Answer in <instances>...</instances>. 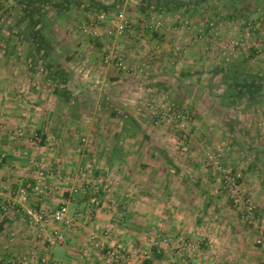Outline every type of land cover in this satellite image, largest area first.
<instances>
[{
  "label": "crops",
  "instance_id": "crops-1",
  "mask_svg": "<svg viewBox=\"0 0 264 264\" xmlns=\"http://www.w3.org/2000/svg\"><path fill=\"white\" fill-rule=\"evenodd\" d=\"M14 1L4 0L0 5V14L7 16L6 23L11 21L7 27L16 30V36L11 39L10 56L0 50V187L9 181L18 184L33 179L41 172L50 190L40 197L39 205L49 209L65 199L71 187L81 188L68 203L67 222L70 224L63 229L65 235L73 232L77 223L72 222L73 207L78 211L77 216L90 219L89 241L91 236L97 240L82 245L83 264H130L124 259L110 261L106 257L105 252L114 243L121 245L124 251L139 252V255L147 253L145 264H213L217 261L222 264H264V258H256V247L240 238L243 231L237 226L232 228L227 220L230 216L237 223L241 222V212H221L220 201L227 194L225 196L226 192H222L221 179L215 178V170L206 167L203 158L210 141L217 140H224L220 144L223 157L246 156L248 150L239 142L241 130L249 131V121L245 119L253 117L259 127L264 122L262 117L258 118L262 113L264 116V0H228L233 10L228 24L218 20L220 9L215 5L212 6L215 13L205 19L208 0L185 3L187 5L181 7L185 12L177 19L171 18L175 15L173 9L162 7L142 12L133 8L136 19L129 16L132 28L121 35L114 33L110 38L105 33L106 26L99 24L107 21V28L111 27L115 11L92 12L86 5L82 12L70 6L63 14L48 6H53L49 1L47 8L53 11L45 17L53 21V24L49 23L54 29L47 32L43 25L46 23H43L38 31L45 49L36 44L38 38L31 36L29 24H26L30 23L28 19L8 15L6 9L13 6ZM101 1L108 3L109 0ZM245 2L251 5L247 17L253 13L256 18L251 22L258 51L251 49L249 54L226 47L229 37L238 36L232 29L238 19L236 12ZM44 4L39 5L37 0L33 2L36 9L44 8ZM252 5L261 10L259 14L254 12ZM70 12L84 21L95 16L94 21L85 22L86 34L75 29L77 32L71 35L64 27H56L61 16ZM102 13L105 19L96 20ZM146 15L151 17L149 23L157 24L156 29L140 26L138 18ZM182 16L187 18L181 19ZM79 22L64 23L70 28ZM91 22L97 23L90 27ZM137 38L139 42L135 40ZM106 39L110 42H105ZM106 51L133 56L134 67L147 62L153 82L146 89L170 92L165 94L176 96V103L190 115L184 131V144L189 148L182 160L176 156L177 152L174 154L176 149L168 145L165 149L153 151L141 143V138L144 142L148 140L147 144L154 140L164 143V139L167 143L170 136H174L167 130L173 125H163L159 133H149L148 138L139 131L130 133L131 137L120 132L122 119L110 114V110L117 106L109 97L112 88L120 89L124 80L111 63L103 62L102 55ZM77 60L81 61L79 64H83V68L73 66ZM161 61L167 62L168 66L160 68L163 66ZM209 61L212 68H207ZM48 75L50 78L43 80L46 78L42 76ZM217 77L220 78L216 80ZM78 79L82 82L78 83ZM87 79L99 84L86 83ZM93 93H98L96 100ZM87 106H94L92 115L86 113ZM49 114L53 120H49ZM94 115L107 116L106 120L112 121L110 125L114 130H86L85 123L92 121ZM132 120L139 125L137 118ZM78 122L84 127L82 134H87L81 139H98L99 146H88L87 142L83 146L69 144L75 132L81 130ZM36 125L42 133V140L36 148L30 149L26 135ZM50 125L56 129H49ZM182 134L179 131L175 136L182 139ZM54 139L56 146L48 147L47 144ZM125 140L132 141L133 145L129 146ZM174 145L178 148L177 144ZM253 147L256 144L252 150ZM255 154V150L248 153L250 159L245 168L249 172L255 169L252 156ZM101 171L112 176V197L116 200V207L111 209L102 204L85 210L84 206L90 205V192L86 190L88 180L93 173ZM241 184L251 194L250 186L264 187L263 181L256 177L251 183L243 178ZM3 195L0 190V198ZM98 195L101 200L106 199L104 193L98 192ZM226 201L231 203L228 198ZM260 207L257 221L261 226L264 224V199ZM22 219L21 214L2 215L0 212V236L12 234L10 226L15 229L14 234L29 235L30 230L18 224L23 222ZM164 237L167 239L165 244L161 241ZM67 241L68 238L63 242L64 255L57 259L63 264H69L68 261L75 257L73 246ZM181 242L187 243L182 246ZM12 244L0 243V253L25 246L19 242H14L15 246ZM2 255L0 264H7L8 260H3Z\"/></svg>",
  "mask_w": 264,
  "mask_h": 264
},
{
  "label": "rangeland",
  "instance_id": "rangeland-1",
  "mask_svg": "<svg viewBox=\"0 0 264 264\" xmlns=\"http://www.w3.org/2000/svg\"><path fill=\"white\" fill-rule=\"evenodd\" d=\"M214 1H216V2H214ZM214 1L208 0L206 11H204L205 19H209V17L215 13L214 8L212 7L215 5L217 8L220 9V18H221V19L220 18L219 19L216 18V19H218L219 21H222L223 22L222 24H228L231 20L229 18V16H230V14L233 13L232 8L229 6L228 0H214ZM125 2H127V0ZM252 2L253 1H251V3ZM249 4H250L249 2H245L244 5L242 7H240L239 12H236L238 19H237V21H234V24H235L234 27L235 28L232 29V31L237 33L238 36L243 34V32L246 29H248L251 32L252 36H254L253 35L254 30L252 27L251 20H255L256 18L253 17V16H255V15H253V13L247 17V14L251 13V7H250L251 5H249ZM248 7H250V8H248ZM252 7H253V9H255L254 12H258V14H259V12L261 10L256 9L255 6H253V5H252ZM45 8H46V12L48 13V15L49 14L51 15L52 13L51 12L49 13V11H53V9L47 8V6H45ZM165 9L169 10V7L165 8ZM120 10L123 11L126 14V16H128V19H131V17H129L131 15H132V18L134 17V19H136V16L133 13V9H126L125 7H122V8H120ZM184 12H185V10L182 8L174 9V10H172V13L175 15L171 18L177 19L178 17H181L182 13H184ZM127 14H130V15H127ZM94 18H95V16H93L91 18L89 17V18H86V20L84 21L78 15L70 12V13H67L66 15L61 16L60 24L59 23L56 24V27L57 28L59 27V29L64 27V29L66 31H68V33L71 35H73L77 32V31H75V29H77V30L79 29L82 32L81 34H86V32L84 30V27H85L84 24H85V22L92 21ZM186 18L187 17L182 16L181 19H186ZM134 19H132V20H134ZM138 19H139V21H141L142 19H147V21H148L151 19V17H149V15H146V17L142 16L141 18H138ZM210 19H212V18H210ZM49 20L50 19L45 17V22H47V24H48L45 26L47 32H50L51 28H53V25H50V23L53 24V21H51V20L49 21ZM66 21H68V22L71 21L74 24L81 21L83 24H81L79 22L77 26L74 25L73 27L69 28V27H65V26H67L66 23H64ZM158 21H159V19H158ZM106 24H108L107 21H105V23L99 24V25H103L104 28L106 26L105 33L108 34L109 35L108 38H110V37H112V34L114 35L115 32H112V29H113V28H111L112 26L111 27L109 26L107 28ZM140 26H142V25H140ZM142 27H144V26H142ZM48 28H50V29H48ZM48 30H50V31H48ZM107 30H109L110 33H107ZM92 32H93V34H95L96 30L94 29ZM235 33H233V34H235ZM53 34H54V32H53ZM115 35H121V34H115ZM232 37H235V36H232ZM232 37H229L228 40ZM135 40L137 42H139L138 38ZM108 41H109L108 39L105 40V42H108ZM44 47H46V46H44ZM226 47L229 48V46H226ZM208 50H210V48H208ZM240 50L243 51L242 52L243 54H245L243 49H241V48L238 49V51H240ZM250 51H251L250 49L247 50V53L249 54ZM118 55L123 57V59L125 60L127 66H128V69L125 71H120V70H117L114 66H112L113 68H115L119 72V75L122 76V78L124 80V84L120 87V89L112 88V91H110L111 96L109 97V100L111 102H113L112 104H115L117 106L116 108L127 113L131 118H133V117L137 118L139 121V125H138L139 130L138 131L140 133H143L148 138L149 133H152V132L153 133L154 132L159 133V131H161L160 129H162V126H160V127L153 126L152 119H153L154 114H153L152 107H150L151 101H160L161 99H163V100L165 99V100H172V101L176 102L177 97L172 96L171 94H170L171 96H169L168 94L167 95L165 94V93H170V92H164V91H159V92L153 91V92H151L150 90H147L146 88L148 87L150 82H153L152 81L153 80L152 75L149 73L150 69H147V68H149V66L146 65L147 62H145V64L140 65L139 67H134L135 59L133 56L132 57L128 56L127 53L126 54L125 53L124 54H118ZM79 62H81V61L77 60V63H74L73 66H77V67L81 66L83 68V64H79ZM160 63H161V65H163V66L159 65V67L161 66L160 68H164V66H166V67L168 66L167 62H165V61H161ZM212 63L214 64V61H212ZM208 67H211L210 61L207 65V68ZM42 77L46 78L43 80H47L48 78H50L49 75L48 76H42ZM218 78H220V77H217L216 80H218ZM68 80L73 81L74 78H68ZM87 80H85L86 83L93 84V85L99 84V83L96 84L95 81H90V80L87 81ZM155 80H156V78H155ZM160 80H164V79L161 78ZM77 82L80 83V82H82V80L78 79ZM142 86H146V87L142 88ZM18 92L20 93L21 91H18ZM92 95H93L92 96L93 99L96 100V98L98 97V93H93ZM165 95L167 97H164ZM178 107H180V106L178 105ZM101 109H103V107ZM85 110H86L87 114L92 115L94 112V106H87V108H85ZM50 116H51V114H49V120H53L50 118ZM188 116H190V115H188ZM261 117L264 120L263 113L258 118H261ZM106 118H107V116H105V115H102V116L94 115L92 121L89 120L87 123H85L86 124V130L93 131L94 128L95 129L100 128V129H102L101 132H105L106 130L109 131V129H111V132H112V130H114V127H112L110 125L112 123V121L108 120V119L106 120ZM245 121H249V129L248 130L250 132L249 131L243 132V130H241V132H242L241 136L242 137L239 136V142L241 144H243L245 150H248L247 151L248 153L250 151L255 150L256 154L252 155V156H254L253 161L256 162L255 169L253 171L249 172V170H246V168H245L246 162L249 161V159H250V155H248L247 152H246L247 153L246 156H244V154L243 155L239 154V155H232L231 157L229 155L223 157L222 154H220V162L225 168H231V170L234 173L239 175L238 187L240 188V194H241V196L246 197V195H247V196L251 197L252 202L254 204L256 221H255V223L254 222L248 223L241 218L242 221L241 222L239 221L237 223V221L232 219L229 215H228L229 217L227 220H228V222H230V224H232L231 225L232 228H235V226H237L240 230L243 231V235L240 238H242V239L245 238L243 241L247 240L250 246L256 247V249L254 251V252H256L255 253L256 258L258 260H262V258H264V251L262 248V246H264V232H263L264 224L263 225L261 224V226H263V228H261L260 222L257 221V217H258V213H259L260 208H261L260 204L262 203V201L264 199V197H262V194L264 195V187L261 189V187L258 188V186H256V187L250 186V189L252 191V194H251V193H248L246 191L245 187L242 186L243 184H241V183H242L243 178H244L245 182L251 183V181H253L255 177H256V179H260V181H263V183H264V131L261 129V128H263L261 125H260V127L257 125V121H256V123H255V121H253V117L250 118V116H249L247 120L245 119ZM51 125H53V124H51ZM51 125L48 126L49 129H52V130H53V128L56 129L55 126H51ZM78 125H80L82 131L79 129L77 132H75V136H74L73 140H71V143H69V144L73 143V144H75V146H78V145L83 146V144L87 142L88 146H90L91 144H92V146H99L100 145L98 139H95L94 141L90 140V139H88V141H86V139H85V141H84L83 139H81L83 136H86L87 134L86 133L82 134V132H84L83 124L78 122ZM165 126H168V125H165ZM244 127H245V123H244ZM167 130L170 131L171 133H174V136H172V137L170 136L171 139L170 140L168 139L167 143H166L165 139H164V143L161 140L159 141L157 139L158 142L154 140L152 142L150 141L151 144H147L148 140H146L144 142V138H141V143H143L142 144L143 146L146 145L145 147L153 148V151H159L160 149H165V145H168V147L176 149V151H174L175 152L174 154H176V152H177L178 155L176 154V156L178 157V159L182 160L184 158L183 157L184 153L188 151L189 147H187L186 144H184V137L182 139H180L181 136L176 138L175 135H177L179 133V131H180L179 129L172 126L171 128H169ZM184 131H185V129H184ZM184 131H180V132H184ZM47 132L49 135H53L52 132H49V131H47ZM175 132H176V134H175ZM28 133L29 134L26 135V137L28 138V141H27L28 145L27 146L30 149H34L38 146L40 140H42V133H40L38 131L37 125L34 126V129H29ZM124 133L126 135H128V137H131V135H130L131 132H124ZM249 134H253V135L249 136ZM172 138H174V142L172 141L173 140ZM221 141H224V140L210 141V144L208 145V147L205 148L203 158H204V163H205L206 167L210 168L209 165L206 163L207 162V160H206L207 153L212 152V151H218L221 153V149H222V148L220 149V147L222 145ZM55 142H56V139L50 141V143L47 144V146L48 147L56 146ZM93 142H94V144H93ZM125 142L128 143L129 146L133 145V142L130 140H128V141L125 140ZM174 144H177L178 148H176ZM255 144H256L257 148L253 147V150H252V146H254ZM181 146H186V149L181 150V148H180ZM244 148L241 146V150L244 151ZM224 158H225V160H224ZM104 172L107 175H109L106 171H104ZM49 173H52V172H49ZM215 178L216 179L220 178V176L217 172L215 174ZM246 178H248V180ZM3 184L1 185L0 190H1V192L4 193L5 189L3 188ZM223 191L226 192L225 190L222 189V192ZM224 194L226 196L227 192ZM227 196H226V198H228ZM226 198H223L220 201L219 206H221L220 209H221L222 213L230 214L233 212H237V213L241 212L242 209L238 208L237 206H234L232 204V201H230L231 203L226 201ZM228 199H230V198H228ZM93 206H94V204L85 205L84 209L85 210H92ZM77 213H78V211H76V208L73 207L72 208V217L74 218V220L72 222L76 221L77 223L74 225L73 232L68 233L67 235L64 234V232L66 230H64L63 228H66L70 224V222H67L68 220L66 222H61V223H56L54 221L49 220L41 228V227H36V226L32 225L31 223H29L28 219L21 214V216L23 217V219H22L23 222L21 224L20 223H18V224L19 225H25L27 227V229L30 230V234L26 235V236H20L19 234L18 235L14 234L15 229H12L13 227L11 228V226H10L9 230L12 231V234L6 233L4 235H1L0 236V243L5 244V241H6L7 244L13 243L12 246H15L14 242H19L20 244H24L25 246L22 245V248L18 247V248H14L12 250L10 249V252H1L0 255L3 254L2 259L4 260L6 258L7 260H10V258H12L13 260H16L20 257V255L27 254L31 250L36 251L37 247L39 248L42 245H44V246L47 245L48 244L46 241L47 236L52 234V230L54 228H58L64 234L63 240L60 243H55L51 248H47V251H45L46 257L48 256L47 254H49V256H50L49 258L60 259L62 257V255H64L63 242L65 240H67V238H68L67 242L72 244L71 245V246H73V248H72L73 253L72 254L75 256L74 259L72 261H68V263L69 264H83L82 263L83 258L81 256L82 252H80L82 245L83 246L89 245V242H91V244H92L93 242H95L97 240V238H96V240H95V237L91 238L89 241V236L87 233H88V228H90V224H89L90 219L87 217H86L87 219H85L83 216H77L76 215ZM1 214L5 215L2 212H1ZM14 214H16V213H14ZM231 221H233V222H231ZM215 224H217V223H215ZM39 228H41L42 230ZM32 229H33V231H32ZM130 238H131V236H130ZM24 239L27 241L26 242L23 241ZM257 239L262 240V245H259V243L256 242ZM161 241H163L164 244L167 243L166 237H164ZM178 243H180V241ZM186 243L187 242H181V245L183 246ZM115 244L116 243H114L113 244L114 246H111V247H115L116 246ZM3 249H4V247H3ZM119 253H120V256L117 259L109 256L107 252H105V255H106V257H108V259L110 261L124 259L125 261H130V264H145L144 260H146V258L144 256L146 255V253L144 254L142 252L141 255H139V252L131 253L129 251H119ZM38 254H39V252H38ZM40 254H41V252H40ZM5 255H7V256H5ZM83 257H84V255H83ZM7 264H11V262L8 261ZM192 264H201V263L194 262ZM213 264H222V263L217 261V262H214Z\"/></svg>",
  "mask_w": 264,
  "mask_h": 264
},
{
  "label": "built area",
  "instance_id": "built-area-1",
  "mask_svg": "<svg viewBox=\"0 0 264 264\" xmlns=\"http://www.w3.org/2000/svg\"><path fill=\"white\" fill-rule=\"evenodd\" d=\"M105 19L104 14H100L96 20ZM112 28L115 34H122L132 28V22L123 11H118L113 14ZM97 22H91L90 27H94ZM144 27L156 29L157 24L149 23L147 19L140 21ZM150 25V26H149ZM226 45L232 49H243L245 53L247 50L253 49L258 51L257 43L253 40L251 32L246 29L243 34L230 38ZM102 60L105 63H111L117 70L125 71L128 66L120 55H115L113 52L106 51L102 55ZM150 107L153 109V126H165L173 125L180 131H184L186 123L189 119L188 114L178 107V104L172 100L151 101ZM264 128V122H262ZM22 131L23 130H18ZM18 132L19 135L22 134ZM182 138L185 133L182 132ZM186 146H181V150H185ZM220 152L212 151L207 153L206 160L210 168L215 170L222 181V189L227 192L228 198L232 201L234 206H237L241 210V218L250 223L256 221L254 204L250 196H241L240 188L238 187L239 175L234 173L231 168H225L220 162ZM43 173L39 172L33 179L24 180L21 183L14 184L13 181H9L3 184L5 189L4 195L0 198V212L4 214L16 213L25 216L29 223L36 227H43L49 220L56 223L66 222L68 203L74 199L75 195L79 193L80 189L77 187H71L68 190V196L62 199L55 207L49 209L42 205H39L40 197L50 190V187L44 181ZM113 180L112 176L107 175L104 171L93 173L88 180L87 189L90 192L88 197V203L96 206H104L113 208L116 207V200L112 197L113 194ZM98 192L105 194V200H101ZM39 228V229H41ZM42 230V229H41ZM264 232V230H263ZM64 234L58 229L54 228L52 234L47 236V245L37 247L36 251L31 250L27 254L20 255L16 260L10 258L11 264H63L61 261L49 258V254L46 257L45 251L47 248H51L55 243H60L63 240ZM93 236H91L92 238ZM259 245H262V240H256ZM264 251V246H262ZM119 251H124L121 245L116 244L115 247H111L107 250L109 256L118 258L120 256ZM39 252V254H38ZM41 252V254H40ZM145 254V253H144ZM144 257H147V253Z\"/></svg>",
  "mask_w": 264,
  "mask_h": 264
},
{
  "label": "trees",
  "instance_id": "trees-1",
  "mask_svg": "<svg viewBox=\"0 0 264 264\" xmlns=\"http://www.w3.org/2000/svg\"><path fill=\"white\" fill-rule=\"evenodd\" d=\"M49 1L52 5H48ZM90 2V6L88 3ZM37 0V3L40 5L44 4L45 6H50L58 9L61 13H63L67 8L70 6L77 9V11L82 12L86 7L90 9L92 12H106L113 13V11L118 12L121 11L120 8L125 7L126 9H133L137 8L142 12L152 11V9H165L172 6L169 9H177L183 7L185 3H189L190 0H109L108 3H104L101 0ZM4 2V0H0V5ZM34 0H15L13 6L6 9L8 15H12L18 19H28L30 23L29 27L31 29V36L38 38V42L36 44L41 48H44V44L39 36L40 25H48L45 22V16L47 14L45 7L37 9L33 6ZM56 3V4H54ZM173 3V4H171ZM182 3V4H181ZM47 4V5H46ZM185 4L184 6H186ZM87 5V6H86ZM86 6V7H83ZM180 6V7H179ZM159 7V8H158ZM45 10V11H44ZM7 16H2L0 14V50L3 51V54H7L10 56L12 52V37L13 35L16 36L14 33L16 30H11L10 27H7L11 21L6 23ZM18 28V27H17ZM13 31V32H12ZM15 46V45H14ZM110 114L116 117H120L122 119L121 129L120 132H136L139 130L138 124L132 120V118L125 112L119 109L112 108L110 110Z\"/></svg>",
  "mask_w": 264,
  "mask_h": 264
}]
</instances>
